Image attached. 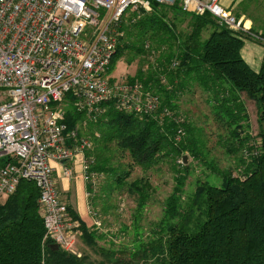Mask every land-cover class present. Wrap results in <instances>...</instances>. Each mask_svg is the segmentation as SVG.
Instances as JSON below:
<instances>
[{"label": "trees", "instance_id": "16d2710c", "mask_svg": "<svg viewBox=\"0 0 264 264\" xmlns=\"http://www.w3.org/2000/svg\"><path fill=\"white\" fill-rule=\"evenodd\" d=\"M178 10L190 18L188 34L179 28L183 20L170 12ZM127 14L116 26L120 36L107 72L114 70L126 50L135 51L126 63L141 56L147 69H138L126 82L140 84L142 94L155 98L157 104L150 114L138 116L118 111L114 102H108L96 122H87L79 136L88 137L92 144L87 156L94 159L91 170L109 182L106 195L118 190L134 200L130 226L134 240L126 244L130 229L115 228L110 231L112 240L120 243L100 246L102 231L85 226L67 207L79 222L80 239L98 253L99 264H125L120 257L124 252L141 264H264V64L253 71L240 54L243 33L232 32L208 14L189 17L178 4L157 3L149 13ZM168 15L178 17L176 29L166 26ZM138 22L142 34H149L142 48L133 43ZM205 29L208 36L203 38ZM198 93L201 96L194 97ZM241 96L256 108L259 143L250 142ZM68 97L64 123L70 130L86 115L76 111ZM196 103H204L206 114ZM209 120L221 131L215 143L209 139ZM209 143L223 148L234 168L219 167ZM184 155L209 170L221 185L198 181L183 202L187 178L194 173V165L183 162ZM163 164L172 173L173 186L162 201L160 217L146 228L142 216L158 193L148 175ZM135 169L149 173L131 179ZM96 184H88L92 201ZM43 237L38 190L21 180L14 194L0 203V264H93L53 249V243Z\"/></svg>", "mask_w": 264, "mask_h": 264}, {"label": "built area", "instance_id": "2783aa9c", "mask_svg": "<svg viewBox=\"0 0 264 264\" xmlns=\"http://www.w3.org/2000/svg\"><path fill=\"white\" fill-rule=\"evenodd\" d=\"M152 3L178 4L185 13L208 14L242 32L219 0H0V199L14 194L21 180L33 183L43 240L78 257L73 245L79 222L59 199L51 163L68 179L78 165L83 181L95 186L94 159L87 156L92 144L79 136L82 128L111 101L116 110L138 116L154 110L157 100L143 95L140 84L127 78L111 84L107 72L121 17L149 13ZM68 95L86 115L70 130L64 123ZM92 226L100 230L101 222L93 218Z\"/></svg>", "mask_w": 264, "mask_h": 264}, {"label": "rangeland", "instance_id": "374dc122", "mask_svg": "<svg viewBox=\"0 0 264 264\" xmlns=\"http://www.w3.org/2000/svg\"><path fill=\"white\" fill-rule=\"evenodd\" d=\"M153 4V3H152ZM151 4V8H152ZM164 5V4H160ZM166 10H170L169 7L166 8ZM151 12V11H150ZM172 14H177V16L181 19L180 15L183 16L180 10L178 11H170ZM179 12V13H177ZM129 13H132L129 11ZM127 14V12H126ZM188 14V13H185ZM189 17L191 16L188 14ZM128 14L125 16V21L128 19ZM168 18H165L164 22L166 26L170 29H176L178 27V23L176 20H179L178 17L174 19L173 16L168 15ZM132 18V17H131ZM181 21V20H180ZM139 22L135 25L134 29L135 37L133 38V43L136 48H142V46L145 44L146 41H149V34L144 35L142 34V31L139 30ZM179 28L183 33H189L191 30V21L190 18L185 19L180 22ZM208 36V30L205 29L202 32V37L205 38ZM135 51H125L122 59L118 61L114 67V70L110 73V83L115 84L120 82V80H123L124 78L132 77L135 75L136 71L138 69H142V71H146V63L145 58H141V56L134 57L131 64L126 63V59L129 56H135ZM200 99V98H199ZM198 100V99H197ZM197 102V101H196ZM199 106L201 108V111L203 114H206L204 108V103L198 104L196 103V106ZM203 109V110H202ZM248 129L247 134L250 136V142H256L259 143L258 140V124L256 121V108L254 104L251 102L248 103ZM209 123L211 125V130L209 129L210 125L208 126L210 140H212L214 143L217 141L216 134L221 133L220 129H214V126L212 124V121L209 120ZM85 128V127H84ZM83 128V129H84ZM212 146V155H214L213 159L215 160L216 164L221 167L225 168L229 165L233 166L235 163L233 160L230 162L229 158L226 157L225 151L223 148L219 146H214L213 143H209ZM120 162H123L121 160ZM194 165V173L187 178L186 185H185V195H184V201L187 200V195L192 193L196 183L198 181H207L209 184L214 186H220L221 180L216 178V176L211 175L212 173L209 170H206L205 168L201 167L200 164L196 165L195 163H192L191 159L187 157V163H190ZM160 168H158L154 172H150L148 175L150 182L154 186H158V193L154 197L153 201L146 207L145 212L142 216L141 225L145 226L146 228L149 226L147 223H153L157 221V219L160 217L162 213V201L166 195H168L171 192L173 181H172V173L169 170V167L166 164L160 165ZM149 173V172H148ZM148 173L144 174L140 169H135L131 175V179L140 178L143 176H146ZM210 176V177H209ZM206 178V179H205ZM98 183L96 184V197L95 199H91V196L87 197L90 201L88 202L87 210L91 211L92 213H96L94 217L91 218L93 220L96 219L99 222H101L100 230L103 234V238L101 241H99L100 246H110L113 242L114 245H118L119 243H116V240H112L113 235H111L112 230H115V228H120L122 231L123 228H127L129 230V233H126V239L124 240L125 243H131L133 244V229L130 228L132 217L135 210V202L132 198H130L128 195L124 193H120L118 190L111 191L110 195H106L105 192H107V186L109 182L106 181V178L103 175H100L98 178ZM93 196V195H92ZM93 198V197H92ZM94 203V204H93ZM95 206V207H94ZM92 220L91 225L92 226ZM102 228V229H101ZM146 230V229H145ZM123 232V231H122ZM73 250L76 253H80L81 256L88 261L92 262L93 264H99L101 261V257L98 255V253H95L92 251L91 248L85 245V243L80 239L81 238V231L77 233ZM109 236V237H108ZM122 241V239L120 240ZM124 243V242H123ZM123 244V245H126ZM131 247V246H130ZM129 248V247H128ZM120 257L123 258V262L125 264H141L140 261L135 259H130L129 253H123Z\"/></svg>", "mask_w": 264, "mask_h": 264}, {"label": "crops", "instance_id": "0c3cea01", "mask_svg": "<svg viewBox=\"0 0 264 264\" xmlns=\"http://www.w3.org/2000/svg\"><path fill=\"white\" fill-rule=\"evenodd\" d=\"M219 2L242 26L244 35L243 46L240 50L242 59L253 71H259L264 64V0H219ZM185 19L188 17L181 16V20ZM197 96L199 97L201 94H195L194 97ZM240 99L243 101L249 117V102L242 96ZM51 165L54 168L53 177L60 201L70 208L85 226L90 227L92 218L87 210L90 200L86 196L89 186L83 181L78 165L74 166L73 175L69 179L60 175L56 163L52 162ZM6 199L5 197L1 198L0 203Z\"/></svg>", "mask_w": 264, "mask_h": 264}, {"label": "water", "instance_id": "95a60500", "mask_svg": "<svg viewBox=\"0 0 264 264\" xmlns=\"http://www.w3.org/2000/svg\"><path fill=\"white\" fill-rule=\"evenodd\" d=\"M183 162H184V163L187 162V156H186V155L183 156ZM52 248L56 250V249H58L59 247H58L56 244H53V245H52Z\"/></svg>", "mask_w": 264, "mask_h": 264}]
</instances>
